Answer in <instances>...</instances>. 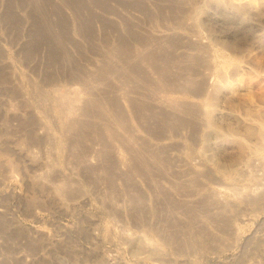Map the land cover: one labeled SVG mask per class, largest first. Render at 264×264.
I'll return each instance as SVG.
<instances>
[{"label": "rangeland", "instance_id": "rangeland-1", "mask_svg": "<svg viewBox=\"0 0 264 264\" xmlns=\"http://www.w3.org/2000/svg\"><path fill=\"white\" fill-rule=\"evenodd\" d=\"M0 264H264V0H0Z\"/></svg>", "mask_w": 264, "mask_h": 264}, {"label": "bare ground", "instance_id": "bare-ground-1", "mask_svg": "<svg viewBox=\"0 0 264 264\" xmlns=\"http://www.w3.org/2000/svg\"><path fill=\"white\" fill-rule=\"evenodd\" d=\"M71 94L72 95H68V96L66 95L60 96V99H59L60 105H61L62 110H67L75 115H78L79 112L84 111V107H83L84 102L89 101L90 97H87L85 92L82 93L79 90L78 91L75 90L73 93L71 91ZM61 95H63V93ZM65 125H67V123Z\"/></svg>", "mask_w": 264, "mask_h": 264}]
</instances>
